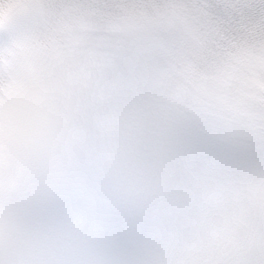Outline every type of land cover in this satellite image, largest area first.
I'll return each mask as SVG.
<instances>
[{"label":"clouds","instance_id":"9594fccd","mask_svg":"<svg viewBox=\"0 0 264 264\" xmlns=\"http://www.w3.org/2000/svg\"><path fill=\"white\" fill-rule=\"evenodd\" d=\"M0 264H264V0H0Z\"/></svg>","mask_w":264,"mask_h":264}]
</instances>
